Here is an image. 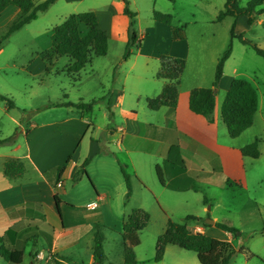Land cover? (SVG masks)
Returning a JSON list of instances; mask_svg holds the SVG:
<instances>
[{"label": "crops", "instance_id": "1", "mask_svg": "<svg viewBox=\"0 0 264 264\" xmlns=\"http://www.w3.org/2000/svg\"><path fill=\"white\" fill-rule=\"evenodd\" d=\"M226 2L222 0L220 5H215L214 27L232 18L217 22ZM18 10L9 7L6 11L17 14L20 12ZM259 10L262 13L257 17L256 24L264 28V5ZM240 19L248 24L246 17ZM237 21L239 19H235L232 28L237 26ZM156 23L158 28L169 33L163 50L161 48L150 55L144 53L141 47L137 54L120 63L121 67L127 66L119 70L116 87L109 91L106 103L113 112L112 127L106 129L94 124L81 109L53 106L78 102L49 101L42 109L32 110L35 112L32 118L34 124L29 131L23 126L20 114L9 133L0 132V139H5L14 134L16 127H21L14 145L0 146V237L4 238L0 250L2 247L23 250L22 264H51L53 261L59 264H95L94 238L97 230L92 226L85 233L91 241L87 248L88 255L80 247L84 238L83 222L72 219L71 215L79 209L86 210L85 206L97 200L101 203L95 211L104 212L123 198L126 221L135 209L150 214L159 209L167 214V221L173 216L177 217L175 211H180L182 215H178L177 220L194 221L192 227L186 225L195 234L229 242L234 248L237 237L218 229L217 224L233 227L239 222L252 228L248 231L250 234L263 230L262 154L260 152V157L253 159L241 152L257 140L260 144L255 132L248 134L258 121H264L259 95L254 124L238 138L230 137L222 119V106L235 77L223 74L216 90L212 121L193 113L190 95L192 90L204 88L199 81L203 62L210 57L217 70L220 59L228 50L227 46L213 49L210 42L192 45L187 28L185 39L174 41L171 28ZM104 30L109 35L108 28ZM205 35L201 34L202 37ZM193 46L199 50L195 57ZM162 54L185 59L187 67L179 86L177 108L163 107L151 111L146 100L159 96L166 82H155L157 74L148 72L152 61L157 63ZM194 68V74L190 75L189 71L191 73ZM79 74L68 73L73 78ZM80 102L87 104L83 99ZM13 109L6 104V112ZM11 160L24 164L25 173L22 176L7 177L6 164ZM121 165L125 166L131 177L133 191L128 201H125L128 191ZM158 167L164 184L159 180ZM88 179L93 182L92 187L89 184L85 186L90 194L83 204H74L68 197V188L71 184L88 183ZM252 188L256 190L254 194L250 193ZM257 189H260L259 192ZM151 193L154 200L150 198ZM56 196L62 202L59 208ZM206 213L211 214L214 225H208L203 219L202 214ZM188 217L195 219L188 220ZM136 252L137 264H145L149 260L150 257L139 256ZM39 256L43 259H39ZM0 264L12 263L0 255ZM121 264H126L124 253Z\"/></svg>", "mask_w": 264, "mask_h": 264}, {"label": "rangeland", "instance_id": "2", "mask_svg": "<svg viewBox=\"0 0 264 264\" xmlns=\"http://www.w3.org/2000/svg\"><path fill=\"white\" fill-rule=\"evenodd\" d=\"M46 1L34 0L35 7ZM221 1L128 0L129 6L126 7L121 0H56L47 11L37 12L36 20L25 25L7 39H5V36L8 32L26 16L18 9L19 13L17 14L10 11L4 12L0 15V94L13 101L16 109L6 112V104L0 100V132L2 134L9 133L14 120L20 114L22 116L24 111L26 113L22 124L26 127V131H29L34 124L32 121L34 111L42 109L49 101H74L78 102L77 104H85L80 102L81 99L87 103L96 101L91 112L83 110L94 124L97 123L106 129L108 126L112 127L113 112L107 108L106 103L109 99V91L116 87L117 82L115 80L119 70H123L127 66L123 65L121 67L122 64L120 63L123 62L126 45L130 38L134 33L137 35V42L132 48V55L137 54L141 47L144 53L154 55L157 50L161 48L163 50L164 42L169 36L168 31L158 28L154 20L155 12L172 15L175 26L185 25L192 45L195 43L205 45L210 42V48L218 49L226 45L228 49L232 44V56L225 64L224 73L228 77L248 81L257 89L264 114V58L259 57L252 48L242 44L238 39H231L230 31L235 19L230 18L227 23L214 27V24H212L213 11L215 5H220ZM248 1L239 0L241 6H246ZM126 8L132 16L126 13ZM89 11L96 13L101 28H108V55L95 57L92 64L82 70L79 76L75 78L68 75L67 68L70 59L67 57L55 61V67L48 74V64L45 56L50 54L49 51L52 48L51 37L54 29L63 24L71 15ZM235 28V35L242 34L245 39L252 41L264 50L263 27L257 24L249 27L244 19L239 18ZM214 30V34L211 35ZM202 33L206 35L202 37ZM198 51V48L192 47L194 57L198 54ZM153 62L148 74H151V72L157 74L160 70L159 61L157 63ZM201 67L202 77L199 81L204 88H210L215 81L216 64H213L211 58L208 57ZM194 70L195 68L191 73L189 71V74L193 75ZM155 80V82H161L160 79ZM222 95L223 92L220 93V96ZM113 110L115 111V109ZM20 130V126L16 127L14 133L20 132ZM254 132L260 140V144L258 142L259 151L262 154L260 162L264 163V121H258L248 134ZM103 134L104 137L106 132ZM87 184L90 187L93 186L91 179H88V183L84 181V183L71 184L70 188L73 187L72 190L68 188V197L74 204H83L90 194L89 189L85 187L88 186ZM259 190L257 189L258 192ZM255 191L252 188L250 193L254 194ZM129 198L126 196L125 201H128ZM150 198L154 200L152 193ZM123 201L122 198L120 203L114 202L104 212L79 209L71 215L72 219L83 222L84 238L80 247L84 252H87V248L91 243L89 235L85 236V233L89 232L92 226L95 230L99 229L103 233L106 255L103 264H121L124 253L123 225L126 221L123 215H127ZM200 209L202 208L200 207ZM175 213L177 217L182 215L180 211H175ZM149 215L150 222L140 233L141 245L136 248L137 252L135 251L139 256L150 257L145 264H200L198 254L174 246H169L164 259L156 262V244L158 238L167 229L168 223L172 221L173 223L187 224L192 227L195 222L177 220V217L173 215V218L167 221V214L159 209L153 214L149 213ZM202 215L206 221L213 220L210 213ZM57 218L60 219L58 214ZM233 228L237 230L236 248L237 250H244V252H239L233 258L231 264H264V228L251 234L248 231L252 228H247L239 222H236ZM248 252L255 257H249ZM107 258L109 261H107Z\"/></svg>", "mask_w": 264, "mask_h": 264}, {"label": "trees", "instance_id": "3", "mask_svg": "<svg viewBox=\"0 0 264 264\" xmlns=\"http://www.w3.org/2000/svg\"><path fill=\"white\" fill-rule=\"evenodd\" d=\"M126 7L129 6L128 0H121ZM174 2L175 0H168ZM56 0H47L38 7H35L34 0H0V15H2L9 7H16L26 16L19 24L14 26L5 39L10 37L16 31H19L25 25L37 19V12H45L52 6ZM264 5V0H250L246 6H241L239 0H227L225 9L219 14L217 22H222L227 17L239 19L246 17L249 27L257 22V17L262 13L259 7ZM128 15L132 14L126 8ZM154 20L171 28L172 38L174 41L184 40L185 27L174 25L172 15L160 12L154 13ZM231 39H238L242 44L249 46L259 56L264 58V50L257 44L245 39L242 34L235 35V26L231 30ZM137 42V35L134 33L130 38L123 60H128L133 52L132 48ZM52 48L50 54L45 56L48 68L47 73L55 67V61L60 58L67 57L70 64L67 68L69 74L80 73L87 65H89L95 57H105L109 52V35L108 32L101 28L98 17L95 12L89 11L77 15H71L63 24L54 29L51 37ZM232 55V44L220 59L215 81L212 88H197L192 90L190 95V109L193 113L201 115L212 121V117L216 106V90L219 87L224 74V67L227 60ZM160 70L157 78L166 82L162 93L155 98L146 100L148 108L151 111H158L163 107L176 109L179 99V86L181 78L186 70L187 62L185 59L172 57L162 54L160 56ZM0 100L5 102L10 109L15 108V104L6 96L0 94ZM258 93L251 83L245 80L236 79L233 81L231 88L226 94L222 106V119L227 126L231 138L240 137L245 131L254 124L255 115L258 110ZM96 101L87 104L62 103L53 104L54 107H74L88 112L93 110ZM26 111L23 112L22 120H24ZM20 132H15L12 136L0 139V146H12L15 144ZM246 157L258 159L260 151L258 141L244 147L241 150ZM63 170H61L62 172ZM122 174L127 184V197L132 192L131 177L127 173L125 166L121 165ZM84 172V170H83ZM25 173L23 163L11 160L7 162L5 174L9 178H17ZM157 173L159 180L164 184L161 170L158 167ZM78 178H76L77 181ZM58 208L61 200L55 197ZM195 219L188 217V220ZM150 215L142 209L134 210L127 218L123 227L124 239V258L126 264H137L135 249L141 245L140 233L148 226ZM216 227L225 232L237 235V230L224 224H217ZM8 235V234H7ZM4 238L0 237V243ZM105 237L98 229L94 238V258L95 264H102L106 258L104 250ZM168 246L178 247L185 251H191L198 254L200 264H231L233 258L244 250H237L229 242L220 241L202 234H195L186 224H177L170 221L163 235L158 238L156 245V262L162 261L166 248ZM249 257L254 255L247 253ZM0 255L12 264H22L24 260L23 250H9L2 247ZM51 264H59L56 261Z\"/></svg>", "mask_w": 264, "mask_h": 264}, {"label": "built area", "instance_id": "4", "mask_svg": "<svg viewBox=\"0 0 264 264\" xmlns=\"http://www.w3.org/2000/svg\"><path fill=\"white\" fill-rule=\"evenodd\" d=\"M60 185V184H59ZM100 201L97 200V201H94V202H91L90 204H88L86 206V209L89 210V211H95L99 208L100 206ZM39 259H43L41 256H39ZM51 260V259H50Z\"/></svg>", "mask_w": 264, "mask_h": 264}, {"label": "water", "instance_id": "5", "mask_svg": "<svg viewBox=\"0 0 264 264\" xmlns=\"http://www.w3.org/2000/svg\"><path fill=\"white\" fill-rule=\"evenodd\" d=\"M206 223H207L208 225H214V221H213V220H207Z\"/></svg>", "mask_w": 264, "mask_h": 264}]
</instances>
